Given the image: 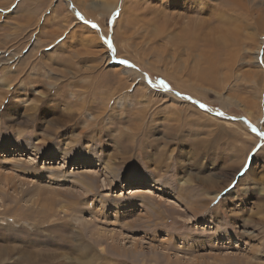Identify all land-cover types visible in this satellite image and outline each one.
<instances>
[{"label":"rangeland","instance_id":"374dc122","mask_svg":"<svg viewBox=\"0 0 264 264\" xmlns=\"http://www.w3.org/2000/svg\"><path fill=\"white\" fill-rule=\"evenodd\" d=\"M0 69V264H264V0H0Z\"/></svg>","mask_w":264,"mask_h":264},{"label":"bare ground","instance_id":"6f19581e","mask_svg":"<svg viewBox=\"0 0 264 264\" xmlns=\"http://www.w3.org/2000/svg\"><path fill=\"white\" fill-rule=\"evenodd\" d=\"M110 4V3H109ZM31 10V9H30ZM32 11V10H31ZM31 16V15H30ZM95 36V35H94ZM93 40V39H92ZM94 58V57H93ZM94 66V65H93ZM96 66V65H95ZM1 70V69H0ZM95 70V69H94ZM96 74V73H95ZM6 91V90H5ZM3 91H0V96H1V93H2ZM55 118H52V120H50V122L51 121H53ZM47 122V121H46ZM53 123V122H52ZM48 126V125H47ZM56 129V128H55ZM208 139V138H207ZM204 140V139H203ZM205 141H207V140H205ZM204 142V141H203ZM201 143V142H200ZM206 143V142H205ZM198 145V144H197ZM199 146V145H198ZM203 146V145H202ZM36 150V149H35ZM245 158V157H244ZM244 158H242V160L241 161H243L244 160ZM252 170V167L251 166H249V168L247 169V171H248V173L250 172H252L251 171ZM245 173V172H244ZM226 184V183H225ZM228 184V183H227ZM227 184L226 185H224L223 187H221V189H223L225 186H227ZM220 190V189H219ZM218 191V190H217ZM131 192V191H130ZM204 205V204H203ZM88 223V222H87ZM87 225V224H86ZM89 227V226H88ZM206 230V229H205ZM206 235V234H205ZM91 236V235H90ZM221 236H225V234H223V235H221ZM228 236V235H227ZM226 238V237H225ZM229 242V241H228ZM223 243V242H222ZM85 244H89L88 243V241H83L82 242V245L83 246H85ZM207 244H209V242H206L205 240H203V241H200L199 243H198V245L200 246V247H203L204 245H207ZM211 244V243H210ZM208 245L210 248H213L212 246H216L217 248H219L220 247V245H214V244H212V245ZM216 247H214V248H216ZM82 246H81V249H80V251L82 250ZM1 250V249H0ZM77 250H79V248L77 247ZM30 252V251H29ZM134 252H136V250H133V253ZM188 252H190V251H187V253ZM132 253V252H131ZM136 254H138L137 252H136ZM252 256V255H251ZM0 257H1V252H0ZM137 257V256H136ZM33 258V257H32ZM41 258V257H40ZM99 258H101V255L99 256ZM1 259V258H0ZM31 259V258H30ZM34 259H35V257H34ZM37 260H38V258H37ZM141 260H143V257H141ZM87 261L85 260V259H83L82 261H80V263L81 264H92L93 262H89V263H86ZM149 264H154V263H149ZM181 264V263H180ZM252 264V263H251ZM255 264H257V263H255Z\"/></svg>","mask_w":264,"mask_h":264},{"label":"snow or ice","instance_id":"6c2138e0","mask_svg":"<svg viewBox=\"0 0 264 264\" xmlns=\"http://www.w3.org/2000/svg\"><path fill=\"white\" fill-rule=\"evenodd\" d=\"M92 27H97L95 24L92 25ZM121 63H124V64H127L128 62L127 61H121ZM160 86L165 88V89H168V85L164 82V81H160ZM201 107H204V105H201ZM253 131H257L254 127H253ZM258 135H260L261 137H264V133H257Z\"/></svg>","mask_w":264,"mask_h":264}]
</instances>
